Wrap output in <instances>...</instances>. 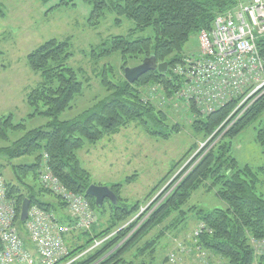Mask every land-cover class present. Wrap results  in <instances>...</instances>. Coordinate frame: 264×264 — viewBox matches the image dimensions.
I'll return each mask as SVG.
<instances>
[{
	"label": "trees",
	"instance_id": "trees-1",
	"mask_svg": "<svg viewBox=\"0 0 264 264\" xmlns=\"http://www.w3.org/2000/svg\"><path fill=\"white\" fill-rule=\"evenodd\" d=\"M85 1L92 5L89 22L93 26L100 24L107 12L117 15V24L121 17L135 23L128 35L112 36L99 51L93 49L94 61L120 52L123 71L130 60H139L138 65L150 56L158 63L168 62L169 67L166 72L150 70L133 84L125 78L114 83L105 73L101 82L111 91L110 96L76 118L60 120L59 115L71 107L74 97L83 90L78 71L67 65L72 55L70 39H50L28 54V65L42 76L38 86L26 95V103L32 108L29 117L45 115L50 121L44 127L26 131L24 121L15 122L12 114L0 118V139L8 140L9 132L26 131L11 145L0 147V173L10 166L14 176L13 180L6 179V187L8 198L15 200L16 224L22 238L27 242L25 222L19 219L21 205L27 198L31 207L38 206L55 214L63 211L58 218L60 223L76 224V219L66 213L67 203L40 181V170L47 154V165L52 173L66 188L85 196L94 217L90 229H78L77 233L73 230L70 232L72 237L64 236L68 254L58 264H155L161 239L166 232L179 229L186 221L188 211L194 212L195 220L200 224L193 238L203 250L220 257L221 264H264V254L255 252L258 242L253 245L251 241L264 239V193L258 192L264 166L258 169L249 165L240 167L231 154L233 139L264 112V93L252 105L245 108V104L233 114L238 103L235 100L194 119L195 134L209 140L178 177L161 191L170 178L166 175L144 201L130 203L121 197L123 187L137 177L135 173L122 182L109 185L117 196V203L106 199L103 206L98 207L86 191L91 184H102L93 181L91 172L82 165L78 155L86 142L97 144L105 137L119 134L134 122L154 137L167 139L170 134L180 132L179 124L167 125L168 118L163 110L150 100L144 101L143 90L150 84H161L167 95L176 92L180 80L171 76L172 68L181 63L184 56L196 53L184 50L191 35L212 29L216 16L235 9L241 0ZM62 3L68 1L62 0ZM147 28L152 29L151 36L134 37L135 32ZM257 46L264 55V36L258 38ZM190 111L198 114L194 106ZM223 131L221 139L212 145ZM257 141L264 155V126L258 129ZM25 156H33L34 161L12 164L13 159ZM200 188L214 190L226 207L209 212L195 206L185 210L192 194ZM44 196H51L53 202L42 199ZM145 205L146 209L140 213ZM93 211H98L97 221ZM98 241L100 243L96 245ZM130 254L132 260L126 262Z\"/></svg>",
	"mask_w": 264,
	"mask_h": 264
},
{
	"label": "rangeland",
	"instance_id": "rangeland-1",
	"mask_svg": "<svg viewBox=\"0 0 264 264\" xmlns=\"http://www.w3.org/2000/svg\"><path fill=\"white\" fill-rule=\"evenodd\" d=\"M65 1L68 3H62V0H0V118L12 114L15 122L24 121L26 131L44 127L50 121V117L45 115L29 117L32 108L26 103L27 93L42 81L41 72L30 68L27 56L45 41L70 39L72 55L67 60V65L78 71V80L83 84L82 92L74 97L71 107L59 115L60 120L76 118L98 101L110 96L111 91L109 92L101 82L105 73L114 83H119L125 78L120 52L97 61L93 60L92 54L93 49L99 51V47L109 42L112 36L128 35L135 27V23L121 17V22L117 24V15L107 12L100 24L93 26L89 22L92 9L90 3L85 0ZM152 34V29L147 28L143 32H135L134 37ZM199 47V34L194 33L184 46V50L195 53ZM138 61L130 60L128 67L135 66ZM145 90L146 88L143 92L147 100L149 92ZM263 93L264 89L253 95L245 108L252 105ZM150 101L166 113L168 126L179 124L180 132L170 134L167 139L154 137L140 124L134 122L122 129L119 134L105 137L97 144L86 142L84 148L78 152L82 165L92 170V178L96 183L109 186L137 173V177L121 191V197L130 203L144 201L152 188L166 175H170L162 191L179 176L187 163L209 140L203 135H196L192 128L194 119L205 116L202 113L194 117L181 101L172 100L161 104L162 99L158 98L156 93L152 94ZM235 108L232 114L238 110ZM40 109L44 110L42 106ZM263 126L264 112L233 139L231 154L237 159L240 167L249 165L258 169L264 166L262 147L257 141L258 129ZM26 131L9 132L8 140L0 139V147L11 145ZM223 134L224 131L212 145L216 144ZM194 146L196 148H193ZM33 161V156H25L13 159L12 164H30ZM2 172L5 179H14L10 166L5 167ZM260 178L258 192L264 193V175ZM206 189L200 188L195 191L184 209L189 210L195 206L209 212L215 208L226 207L214 190ZM157 195L147 202V205ZM42 199L48 201L52 197L44 196ZM147 205L141 207L140 213ZM94 213L97 221L98 211ZM56 214L59 216L63 211H56ZM199 225L194 212L188 211L187 219L179 229L166 232L161 239L155 253V264H221L218 256L203 250L194 240L193 233L197 232ZM202 250L204 255L201 254ZM131 258V254L128 255L126 262H130Z\"/></svg>",
	"mask_w": 264,
	"mask_h": 264
},
{
	"label": "built area",
	"instance_id": "built-area-1",
	"mask_svg": "<svg viewBox=\"0 0 264 264\" xmlns=\"http://www.w3.org/2000/svg\"><path fill=\"white\" fill-rule=\"evenodd\" d=\"M263 36L264 0H241L235 9L217 15L212 29L200 32L199 51L184 56L172 68L171 76L180 80L181 87L169 101H181L186 106L195 102L199 111L206 114L233 99H241L239 109L264 89V55L257 46L258 38ZM148 92L147 100L156 93L161 103L166 101L161 84L152 85ZM41 180L68 202L72 215L78 218V227H90L93 217L83 196L68 191L48 168ZM15 216L14 201L7 198L0 175V264H56L67 253L62 234L70 228L59 225L51 214L36 206L29 212L27 229L37 248V258L24 248ZM257 248L264 253V239Z\"/></svg>",
	"mask_w": 264,
	"mask_h": 264
},
{
	"label": "water",
	"instance_id": "water-1",
	"mask_svg": "<svg viewBox=\"0 0 264 264\" xmlns=\"http://www.w3.org/2000/svg\"><path fill=\"white\" fill-rule=\"evenodd\" d=\"M150 70H158L160 72H166L168 70V62L158 63L154 56L146 57L144 60L132 67H125L124 76L125 79L133 84L135 83L142 75L147 73ZM86 194L95 199V203L98 207H102L104 201L109 199L112 203H117V196L114 191L104 185L91 184ZM30 208V199H25L21 206L20 220L25 221L28 217Z\"/></svg>",
	"mask_w": 264,
	"mask_h": 264
},
{
	"label": "crops",
	"instance_id": "crops-1",
	"mask_svg": "<svg viewBox=\"0 0 264 264\" xmlns=\"http://www.w3.org/2000/svg\"><path fill=\"white\" fill-rule=\"evenodd\" d=\"M78 155H79V153H78ZM79 158H80V155H79ZM80 161H81V158H80ZM81 163H82V161H81ZM86 168V167H85ZM90 172H91V174H92V170H90L89 168H87ZM48 201H50V202H53V198L51 199V200H48ZM60 217H61V215H59ZM27 247L31 250V252H33L34 254H37L36 253V249H35V247H34V245L33 244H31L30 242H28V244H27ZM219 258V262L220 263H222V259L220 258V257H218Z\"/></svg>",
	"mask_w": 264,
	"mask_h": 264
}]
</instances>
